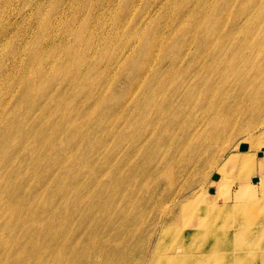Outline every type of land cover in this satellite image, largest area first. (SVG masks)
I'll return each instance as SVG.
<instances>
[{
    "label": "bare ground",
    "instance_id": "1",
    "mask_svg": "<svg viewBox=\"0 0 264 264\" xmlns=\"http://www.w3.org/2000/svg\"><path fill=\"white\" fill-rule=\"evenodd\" d=\"M120 1H129L121 26L130 25L102 69L104 75L133 44L124 91L104 90L105 81L87 82L78 71L79 82L52 99L59 104L66 92L56 114L50 107L49 116H57L46 119L52 84L45 72L26 74L25 93L38 98L41 116L25 127L28 105L0 137L3 167L27 154V168L15 167L20 179L12 182L9 170L0 186V264H264V160L249 154L256 141L264 159V134L253 137L264 129V56L253 53H264V19L252 11L260 1L143 0L145 8ZM140 18L151 24L139 30ZM99 36L100 43L112 39ZM157 48L169 56H154ZM36 80L39 89L31 91ZM235 134L242 139L233 147L246 159L224 155ZM6 153L11 158L2 160ZM41 162L52 165L38 173ZM216 163L207 195L199 169ZM233 165L235 176L221 175ZM258 189L261 201L244 203ZM249 205L258 214L246 215ZM176 211L189 220L169 239ZM158 214L166 217L156 234ZM202 219L214 223L198 226Z\"/></svg>",
    "mask_w": 264,
    "mask_h": 264
},
{
    "label": "rangeland",
    "instance_id": "2",
    "mask_svg": "<svg viewBox=\"0 0 264 264\" xmlns=\"http://www.w3.org/2000/svg\"><path fill=\"white\" fill-rule=\"evenodd\" d=\"M259 1L260 3L257 5L256 9L252 11L255 12L254 17L259 13L260 17L264 19V0ZM142 2L143 0L141 2L136 0L135 5L145 8ZM128 6L129 1L120 0H0V137L4 135L5 130L9 129V126L15 127L16 121L21 115L27 112L28 105L32 106L30 107L29 114L24 120L25 127H31L41 116V108L34 106L37 104L38 98L34 99L31 92L29 95L25 93L26 89L30 90L26 87L27 73L40 76L41 73L45 72V81L47 84H49V82L52 84V90L48 95L51 101L49 102L50 106L46 119L55 118V116H57H49L51 112L50 107L53 109V114H56V109L65 101L63 95L66 94V92H63L61 103L57 104L52 99L57 92L67 88L68 82L72 87L79 82L76 80L77 74H75L76 72L78 73V71L85 74L87 82L97 79L105 81L107 85L104 90L109 87H115L116 93H118L124 91L126 87H129L128 73L132 70L133 66L125 71L126 73L124 75L121 74L129 56H131L135 50V48L130 50V48L134 46L133 44L128 46L129 51L124 56L120 54L116 57L118 63L110 66L104 75L102 69L103 65H108L107 62L110 61L116 49L115 41L119 40L124 35L130 25L128 20H126V24L121 26V22L125 21L122 20L124 18L122 9ZM137 16L138 15H133L132 18L137 19ZM251 19L255 20L253 17H251ZM150 24V19L140 18L139 30H141L144 25L148 26ZM101 34H110L112 39L108 42L100 43L99 35ZM249 41H251V39H249ZM173 47L171 43L169 50ZM98 48L102 49V54L96 52ZM76 52L81 55L76 54ZM189 52L190 50L187 51V54ZM253 53L261 55L262 57L264 56V53L257 52V49L253 51ZM73 54H75V57ZM156 55L159 58H164L169 56V51L164 52L163 49L157 48L154 56ZM82 56L83 58L81 59ZM154 63L155 60L152 66ZM152 66L149 70H151ZM145 68H148V64ZM20 74L24 77L22 82L18 81ZM144 78H146V76ZM38 89L39 82L36 80L35 85H31V91H37ZM95 91L99 92V90ZM69 100L73 106L74 100L72 96ZM84 120L85 119L80 117L75 119V121L81 123H83ZM110 120L113 121V119ZM108 127L111 131L112 125ZM170 127L174 129L173 125L168 126V128ZM262 128L263 126L259 129L261 130ZM102 129L103 128H98V132H100L99 135L104 134V132L101 131ZM263 134L264 129L261 130V133L257 131L253 137L255 136L256 138L257 135L261 136ZM239 139H242V134H235L227 143L223 144V148L229 145L224 155L232 153L234 156L239 157V160L248 158V154L245 152L237 153L238 149L236 150L233 147ZM26 141L28 140H25V142ZM254 143L256 149L250 150L249 154H253L256 162L260 163L264 160L260 153L262 148L257 147L258 144L256 141ZM245 144H247V142ZM86 146L87 143L82 144L76 156H83L85 152L83 149ZM106 148L109 149L110 145H107ZM220 152L221 151L218 152L219 155ZM7 156L11 158L12 154L6 153L2 160ZM26 163L27 154L19 157L14 154L11 159V166L3 167L0 165V186L7 185L6 177L9 170L12 172V182L18 181L21 175L15 173V167L21 166L27 168ZM51 165V162H46L44 166L43 162H41L37 167V172L41 173L40 170L42 167L43 172ZM70 166L71 162H68L65 168L67 169ZM217 167L218 163L213 164L212 167L205 166L199 169V175L201 172L206 171L203 173L205 174V180L202 183L206 187H202L203 189L201 188V192L207 195L214 192L215 185H210V183L213 182L212 175L215 174V171H218ZM234 172L236 173V170L233 165L230 169L222 170L221 175L224 177H229L227 175L231 174L235 176ZM257 175H254L255 182L253 183L257 182ZM193 178L195 183L199 179L196 175H193ZM34 180V175H32L28 181L29 187L33 185ZM25 184L26 183H22L23 186H25ZM52 186L53 184H49L48 188ZM43 189L44 187H41L39 191ZM177 189L178 188H176V190ZM185 191L186 190L180 191L179 196L183 195ZM69 192H71V190ZM259 192L260 190L258 189L257 193L253 195L251 199L253 202L244 201V203L249 202V204H252L254 202H260L262 198H260ZM245 213L246 215H255L258 214V209L255 210V207L252 208V206H250ZM158 215L161 217H158L159 222L156 225V234H158L161 227H163L166 217H164L165 214ZM177 217L183 219V222L181 223L180 219ZM175 218L178 220L176 226L174 225L173 231L169 234V239H175L177 234H181L180 232H182L184 222L189 220L185 215L182 216L177 211L175 212ZM3 220H5V218L0 214V222H3ZM196 220L195 217L193 221L195 222ZM221 220L222 218L219 219L217 223H223ZM201 221L202 223L197 224L198 226L203 224L205 226H211L212 223H214L206 219H202ZM197 225H194L193 228Z\"/></svg>",
    "mask_w": 264,
    "mask_h": 264
},
{
    "label": "water",
    "instance_id": "3",
    "mask_svg": "<svg viewBox=\"0 0 264 264\" xmlns=\"http://www.w3.org/2000/svg\"><path fill=\"white\" fill-rule=\"evenodd\" d=\"M260 156V155H259ZM212 179H216V175H213Z\"/></svg>",
    "mask_w": 264,
    "mask_h": 264
}]
</instances>
